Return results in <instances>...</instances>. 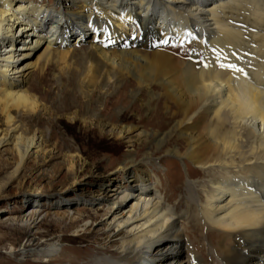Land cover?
<instances>
[{
  "label": "bare ground",
  "instance_id": "6f19581e",
  "mask_svg": "<svg viewBox=\"0 0 264 264\" xmlns=\"http://www.w3.org/2000/svg\"><path fill=\"white\" fill-rule=\"evenodd\" d=\"M56 1L59 7L48 9L0 0V107L8 127H14L11 108L28 114L37 108L21 84L40 59L67 55L75 32L81 33L77 40L91 33L112 35L120 41L121 64L138 63L140 82L161 85L177 108L162 125L169 134L157 132L154 138L158 150L169 135H178V145L167 153L195 166L201 176L187 186L190 196L173 204V196L151 183L147 160L141 161L139 176L129 175L126 186L100 198L108 203V227L117 232L116 252L108 248L106 258L92 259L81 251L72 259L203 264L202 239L198 247L191 244V229L194 236L206 231L215 239L222 264H264V0H82L102 16L78 10L79 0ZM126 21L135 36L127 34ZM173 41L193 42L200 66L161 51L143 56L128 50ZM16 131L0 145L14 144L21 167L30 150L40 149V136L24 138ZM57 251L50 246L41 256L50 259Z\"/></svg>",
  "mask_w": 264,
  "mask_h": 264
},
{
  "label": "rangeland",
  "instance_id": "374dc122",
  "mask_svg": "<svg viewBox=\"0 0 264 264\" xmlns=\"http://www.w3.org/2000/svg\"><path fill=\"white\" fill-rule=\"evenodd\" d=\"M26 1L59 7L56 0ZM83 3L79 0L78 10L103 15ZM125 23L127 34L135 36ZM80 36L71 35L67 55L40 59L21 84L38 103L34 112L11 108L14 127L9 128L0 107V139L17 129L24 138L40 136L41 145L29 151L21 167L14 144L0 145V264H87L72 256L85 251L102 259L108 248L114 254L119 239L106 222L108 203L100 198L126 186L129 175L139 176L141 161L147 160L151 183L173 196V204L187 199V186L201 179L195 166L167 153L178 145V135H169L160 150L155 143L157 132L169 134L162 125L177 110L162 86L140 82L138 63L121 64L117 38L91 33L77 40ZM168 43L128 50L143 56L161 51L183 64L202 63L194 57L193 42ZM193 234L189 229L191 244L198 247L202 239L198 252L203 264H222L215 239L206 231L200 238ZM50 246H57V253L50 259L41 256Z\"/></svg>",
  "mask_w": 264,
  "mask_h": 264
},
{
  "label": "snow or ice",
  "instance_id": "6c2138e0",
  "mask_svg": "<svg viewBox=\"0 0 264 264\" xmlns=\"http://www.w3.org/2000/svg\"><path fill=\"white\" fill-rule=\"evenodd\" d=\"M221 67H223V65H221Z\"/></svg>",
  "mask_w": 264,
  "mask_h": 264
}]
</instances>
